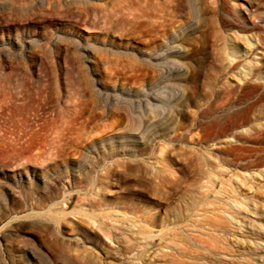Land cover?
Listing matches in <instances>:
<instances>
[{"label": "rangeland", "instance_id": "374dc122", "mask_svg": "<svg viewBox=\"0 0 264 264\" xmlns=\"http://www.w3.org/2000/svg\"><path fill=\"white\" fill-rule=\"evenodd\" d=\"M248 1L0 0V264H264V74L212 70Z\"/></svg>", "mask_w": 264, "mask_h": 264}, {"label": "bare ground", "instance_id": "6f19581e", "mask_svg": "<svg viewBox=\"0 0 264 264\" xmlns=\"http://www.w3.org/2000/svg\"><path fill=\"white\" fill-rule=\"evenodd\" d=\"M259 4L256 6V8L254 9L255 5H253L250 1H248L245 5H240V9L235 8L234 9V13L236 15L237 18H239L240 20L242 19L243 21H251V19L254 17H259L263 22H264V12H263V5H264V0H258ZM150 4V3H149ZM151 5V4H150ZM153 6V5H152ZM150 8V7H148ZM152 8H155L154 6ZM146 28H147V32L149 37L151 38L153 34L159 32L160 28H162V26L164 25V20L162 19L161 16L157 15V13L155 14L154 10H149L146 13ZM165 26V25H164ZM163 26V27H164ZM251 26V25H250ZM247 26L244 25V27H242L243 30H245ZM261 27V26H260ZM258 25H255L252 23V26L250 28L252 31H255L256 33V37H257V43H254L250 37H245L242 36V34L238 33L235 34V36L232 37V42H233V47L232 48H226V50L223 53V56L220 57L217 61L219 64H215L213 67V72L218 75L219 77H221L223 80H233L234 79H239V81H241L242 83L237 82V84L235 86H231V85H227V83H223L222 87L220 86V89H222V93L224 95L223 100L221 101V105L225 108L227 106H231L234 105L235 103H237L238 101H240L244 96V95H239L237 96V98L233 99L231 97V95H238L241 94L239 89L243 88V85L246 86L248 85L247 83L250 80H254V79H261L259 77V75L257 74L259 73H263L264 74V60L263 62L260 64V66H257V63L252 62L251 61V68L248 67L247 65V59H249V57L253 54L254 56H258L259 55V51H260V47H263V51H261L260 53L264 54V29L260 28ZM261 29L258 34V32H256V29ZM247 29V28H246ZM259 31V30H258ZM253 33V34H255ZM154 37V36H153ZM152 39V38H151ZM174 41V40H173ZM241 42L245 43V44H241ZM241 44V47H240ZM258 44V46H257ZM224 47V46H223ZM179 52V50L176 51V53ZM153 51L151 49H149L146 54L145 57L147 59V63L151 66L154 67L155 66V57L153 55ZM162 55V54H161ZM164 55V54H163ZM175 55V54H174ZM178 55V54H177ZM180 55V54H179ZM161 56L157 57V59H160ZM166 59V58H165ZM168 59V57H167ZM166 59V60H167ZM161 60V59H160ZM164 60V61H166ZM216 60V59H215ZM162 61V60H161ZM160 61V62H161ZM158 64V63H157ZM159 65V64H158ZM196 66L193 67V71L195 73V78L200 76V72H201V66L196 63ZM257 72V73H256ZM258 75V76H257ZM226 81V82H227ZM247 87V86H246ZM149 99V98H148ZM150 101V100H149ZM242 101V100H241ZM155 102V101H154ZM153 103V102H152ZM152 106V105H151ZM236 106V105H235ZM232 107V106H231ZM234 107V106H233ZM240 113V112H239ZM243 113V112H242ZM241 116V115H239ZM238 116V117H239ZM242 120V119H241ZM30 122V121H29ZM31 124V123H30ZM24 125V124H23ZM16 127V126H15ZM25 127V126H24ZM69 127V126H68ZM32 128V127H30ZM26 129V130H25ZM23 128L21 129V131H16V132H21L23 133V139H26L28 136V132L27 128ZM137 129V128H136ZM18 130V129H16ZM135 130V129H134ZM262 130V129H261ZM66 131V128H65ZM136 132V131H135ZM139 132V131H138ZM33 133V131H32ZM36 133V132H35ZM63 133V132H62ZM261 133L262 136H264V129L259 132ZM14 133H12L13 135ZM18 134V133H17ZM65 135V134H64ZM260 135V136H261ZM19 136V135H18ZM30 136V135H29ZM28 136V138H29ZM50 136V135H49ZM68 139V138H67ZM146 139V138H145ZM10 140V139H9ZM13 140V139H12ZM45 140V139H44ZM49 140V139H48ZM47 139L45 140L46 142L48 141ZM61 140V139H60ZM59 140V142H60ZM18 141V140H17ZM16 141V142H17ZM30 141V140H29ZM69 141V140H68ZM11 142V141H10ZM36 142V141H35ZM44 142V141H43ZM52 142V140H51ZM18 143V142H17ZM28 142L25 141V144H27ZM41 143V142H40ZM49 143V142H47ZM46 143V144H47ZM57 143V142H56ZM23 143H18V145L16 144V146L14 147V149H19V150H26V148L29 147L28 145H25ZM50 144V143H49ZM11 145V144H10ZM45 146V145H44ZM47 147V146H45ZM42 148V147H41ZM41 148H39V150H41ZM43 149V148H42ZM45 150V149H44ZM42 151V150H41ZM40 151V152H41ZM39 152V153H40ZM35 153V152H34ZM17 154V153H16ZM24 155V154H23ZM23 155H19V156H23ZM35 155V154H34ZM33 155V156H34ZM37 155V154H36ZM39 155V154H38ZM13 156V155H12ZM30 156V155H29ZM41 157V155H40ZM36 158V157H35ZM21 159V158H19ZM35 160V159H34ZM27 161V160H26ZM25 161V162H26ZM27 164V163H26ZM28 165V164H27ZM30 176H28L29 178ZM30 179V178H29ZM88 255V254H87ZM87 261V260H85ZM98 261V260H97ZM97 263V262H96Z\"/></svg>", "mask_w": 264, "mask_h": 264}]
</instances>
